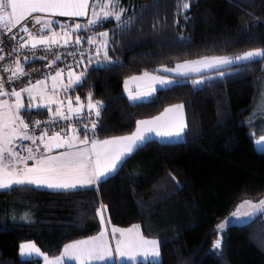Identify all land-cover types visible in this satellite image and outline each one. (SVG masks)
<instances>
[{"label": "trees", "instance_id": "obj_1", "mask_svg": "<svg viewBox=\"0 0 264 264\" xmlns=\"http://www.w3.org/2000/svg\"><path fill=\"white\" fill-rule=\"evenodd\" d=\"M117 6L123 9L119 21L89 26L92 39L108 33L107 57L99 55L106 63L93 64L86 82L70 89L72 97L85 101L90 95L102 104L90 134L102 139L129 135L138 121L183 104L185 138L148 140L91 187L0 189V264H41L39 258H20L22 242L34 241L55 257L67 243L97 235L103 205L111 225H138L145 237L159 241L158 262L132 264H264V215L231 216L244 200H264V151L254 144L264 128L252 134L246 122L264 62H243L202 80L178 78L144 101L131 102L124 92V82L143 71L264 49V0H119ZM52 26L59 28L58 22ZM50 112L24 109L22 116L28 123ZM29 212V222L14 218ZM222 222L226 227L218 231ZM217 239L221 244L214 249Z\"/></svg>", "mask_w": 264, "mask_h": 264}, {"label": "snow or ice", "instance_id": "obj_2", "mask_svg": "<svg viewBox=\"0 0 264 264\" xmlns=\"http://www.w3.org/2000/svg\"><path fill=\"white\" fill-rule=\"evenodd\" d=\"M119 3V0H107L106 3L101 4L99 0L92 5V18L87 21L86 25H81L73 21L72 24L59 25L61 28L67 29L62 38L60 33L52 30L54 21L50 17L44 16H32L33 13H51L53 15L59 14L66 17H82L88 15L89 0H0V32L3 30L11 31L21 23L22 20L32 17L34 25H40L39 32L49 31L50 35H39V32L34 33L27 25H24L20 30L28 33L29 39L22 40L20 47H27L31 45L35 49L38 45L52 47L58 45L61 42L63 45H69L70 43L79 44L81 43V37L77 36L75 41L71 40L73 31H79L82 27L91 26L100 23L104 19L114 17L117 21L121 19L123 9L118 13L114 10L115 4ZM187 3H183L184 9L188 8ZM100 8L97 12L96 9ZM105 9H108L105 11ZM100 36H107V33H100ZM10 39L15 40L16 37L12 36ZM22 39V38H21ZM2 42V41H0ZM89 43H96L95 39L88 40ZM102 46L107 47L106 42L101 41ZM3 51V49H0ZM99 52V49L97 50ZM105 57H107V51H105ZM260 59L264 62V49H254L235 55L233 57L220 56L205 58L203 61H192L184 65H177L175 69H166V71H177L181 69H188L193 71H201L199 67H190L191 65L203 64L204 67L214 68L219 65L233 64L234 62H251ZM4 56L0 55V60H3ZM27 59V57H25ZM60 59L59 56L56 57ZM55 63V61H53ZM4 71H10L11 76L9 80L18 78L19 76L28 75L24 72L23 68L17 61L15 68H5ZM63 70H58L54 76L51 77L53 80V88L55 89V81L61 76ZM223 75V73H220ZM72 73L69 72V83L63 85V87H73L74 85L79 86L85 83V73H81L80 76L72 80ZM144 77H150L148 72L144 73ZM132 79H140L139 77H133ZM151 80H158L160 84L171 83L158 77H150ZM195 83H201V81H195ZM45 84L44 80H37L35 84L16 91L14 88L11 92L4 89V80L0 77V96H14L15 102L9 104L8 100L0 101V189L12 188L14 185H36L46 186L56 189H76L78 187H86L98 184L105 176L115 171L118 164L122 162L123 158L132 153L136 148L145 142L147 137L143 134L140 127L128 136L116 137L113 139L97 141L93 139L90 147L77 148L76 151H66L60 153L58 156H47L39 155L38 141L45 142L47 132H43L40 136L29 135L28 129L29 124L26 123L23 117L20 116V110L25 108L22 103V92H27L30 99H34L33 93L36 92L38 95L43 97L42 86ZM155 91V89H152ZM151 93L139 94L138 96H132V99L140 98V95H150ZM131 96V93H129ZM89 103L87 107L89 109L97 108L102 106L100 102L97 104L91 103V97L88 96ZM79 101V97H77ZM58 101H49L48 103ZM29 108H45L47 109V103L42 105H33L30 103ZM83 105H81V108ZM183 109V105L177 104L165 109L161 116L153 118L149 121H140L139 125H156V128L148 127L146 131H155L157 135L163 137L179 136L186 126L181 119L179 124H174L172 121L165 120L164 117L169 113L177 112ZM68 110L70 112L75 111L80 113L81 109H72L71 101H69ZM61 118L69 119L64 117L63 111H59L54 114ZM96 115L99 116V111H96ZM40 122L36 121L35 125L39 126ZM92 130L96 128V124L91 125ZM85 132L88 130L87 125H83ZM73 129V132H76ZM18 139L28 140L32 142L34 147L23 148L27 155L21 157L19 151L14 147V142ZM48 140L56 141V148L67 147L69 149L74 148L76 143L80 145H89L87 137L80 140L78 136H71L68 139H62L61 133L56 132L52 137H48ZM257 143H260L257 141ZM44 147L48 152H51L52 145L45 142ZM28 160H34L35 165L32 167L27 166ZM17 164H24L25 166L21 169L17 168ZM248 206L250 211L241 212L240 209ZM107 206L103 205L99 210V219L104 222V212H106ZM264 215V200L259 202H253L250 200H244L240 205L237 206L236 211L231 213L233 218H239L241 216H257ZM110 223V218L109 221ZM231 223V221H227ZM226 227V223L222 222L217 226L218 231H222ZM113 234L120 232L121 235L126 236L124 240H120L116 244L115 251L121 258L128 257L132 258L130 253L137 249H144L145 246H150V250H145L140 255L147 257L149 255L158 257L159 256V241L148 240L143 237L139 232V226L133 225L129 229L121 230L117 228L112 229ZM135 233V235H132ZM105 232H101L99 236L92 237L90 240L77 241L68 244L64 247L62 256L56 257L49 260L45 257L47 264H61L62 259H78L80 264H89V262L96 261H107L108 259H114L113 251L111 246L104 240ZM221 241L217 239L213 248L218 249ZM20 254L22 256L32 255H43L40 249L36 247L34 242H25L20 245Z\"/></svg>", "mask_w": 264, "mask_h": 264}, {"label": "rangeland", "instance_id": "obj_3", "mask_svg": "<svg viewBox=\"0 0 264 264\" xmlns=\"http://www.w3.org/2000/svg\"><path fill=\"white\" fill-rule=\"evenodd\" d=\"M99 2L101 4H103V3H106L107 0H99ZM94 3H96V0H89L88 15H85V16H82V17H66V16H61L59 14L53 15L51 13H33L32 16L50 17L54 21V23L58 22L59 25L72 24L73 21L75 23H79L81 25H84L86 23L85 20L88 21L89 19L92 18V5ZM117 4H115L114 10L119 13L120 10H118ZM107 10L108 9H105V11H107ZM96 11L99 12L100 8L98 7L96 9ZM110 18L115 19L114 17H109L108 19H110ZM104 20H107V19H104ZM102 22H103V20H102ZM52 30L57 32V33H60L62 38H67L66 36H63V33L67 29L61 28V27H59L57 29H54V27L52 26ZM80 30L81 31L84 30V27H82ZM103 33H106V32H103ZM42 34L43 35H50L51 33L49 31L48 32L44 31V32L41 33V35ZM80 36H82V35H80ZM71 37H73V35ZM74 37H75V35H74ZM90 39H92V38H90ZM96 41H97L96 44L98 46L97 50L99 49L98 55H100V52H101L102 53L101 57L103 58V56L105 54V47L102 46L101 41L106 42V45H107V43H108V33H107V36H100V39L96 40ZM255 49H262V48H255ZM250 50H254V49H250ZM247 51H249V50H247ZM244 52H246V51H244ZM239 54H241V53H239ZM235 55H238V54H235ZM235 55H228L227 57H233ZM212 57H220V56H212ZM102 58H100L101 59V63H99V64H105L106 63ZM206 58H211V57H206ZM204 59L205 58L186 60V61H183L181 63H177L174 66H163L160 69H158V71H156V73L154 71H149V72L146 71V72H148L150 74V77L154 76V77H158L160 79L171 81V83H167V84H160L158 82V80H151L150 77H144V73L145 72L137 74V75H133V76L129 77L125 81V94L128 96L127 98L131 102L144 101V100H147L149 97H151L157 91V88L168 87V86L172 85L173 83H175L176 79H178V78L193 76V77H195L198 80H202V79H204L206 77H213L215 75H219L227 67L243 63V62H234L233 64L219 65V66L214 67V68L204 67L203 64L191 65L190 66V67H199L201 69V71H199V72L198 71H193V70H188V69H181L179 72H177V71H166V69H175L177 65H184V64H186L188 62H192V61H203ZM79 73L81 74V72H79ZM79 73L78 74L75 73L72 76V80L73 81H75V78L77 76H80ZM133 77H139L140 79H135L134 80V79H132ZM53 83L54 82H53L52 79L45 81V84L41 88V90L43 91V97H41L36 92H34L33 93L34 99H30L29 94L27 92H22L21 93V97H22V103L25 105L24 109H38L36 107L29 108L28 105L30 103H32L33 105H42V104L47 103V105H48L47 109H49L50 111H52L54 108H56L59 111L66 112L69 115H71V114H74L76 112L75 111L70 112L68 110L69 101H71L72 109H78L79 108V109H81L80 112H82V110H83V108L85 106V102L89 103L88 99L84 101V100H82L80 98L79 95H76V96L72 97L71 94H70V89L72 87H68V88L63 87V85H67L69 83V78L68 79H62V78L58 77L57 80L55 81V85H56L55 89L53 88ZM153 88L155 89V91L151 90ZM129 93H131V96L129 95ZM145 93H151V94L150 95H140V98H138V99H132L131 98L132 96H138L139 94H145ZM77 97H79V101H77ZM15 99L16 98L14 96H0V101L8 100L9 104L14 103ZM49 101H58L59 103H56V102L48 103ZM91 103L92 104H97V102H93V101H91ZM81 105H83L82 108H81ZM181 105H183V104H181ZM99 107H98V109H99ZM41 108H43V107H41ZM24 109L20 110V116L21 117H23L22 116V111ZM98 109L97 108L91 109L93 111V113L95 114L96 118H97L96 111ZM161 115H159V116H161ZM164 119L172 121L174 124H179L181 122V119H182V122L186 126L184 127L183 132L179 136L163 137V136L157 135L155 131H153V132L146 131V129L148 127L156 128V125H145V126L139 125V127L143 131V134L147 137L145 142H147L148 140H151V139H156V140L161 141V142H176V141H181V140H183L185 138V134L184 133H185V130L187 128V119H186L184 106H183V109L180 110L179 113H177V112L169 113L167 116L164 117ZM149 120H153V118L145 119V121H149ZM246 122L249 125L252 134H255V129L257 127L261 126V127L264 128V78L259 82V94H258L257 99L255 101L254 109H253L252 113L249 115V117L246 119ZM67 133L70 136V134L76 133V132H73L72 130H70L69 132L61 133V138L64 139V137H65V138L68 139L69 136L67 135ZM54 134H52V135H54ZM90 135L91 134L89 133L88 136H90ZM48 137H51V135H48L45 138V142L51 144V140H48ZM83 139H85V138H83ZM91 139L92 140L95 139L97 141L108 140V139H100V138H97L95 136H92ZM21 140L22 139H18L17 141H15L13 146L17 148V146H18V144H19V142ZM257 141H259L260 143H257ZM45 142H42V143L44 144ZM52 142L56 143V141H52ZM143 144H141V145H143ZM254 144H255V147H256V149L258 151H262L263 152L264 151V134H262L260 136H257V137L255 136L254 137ZM57 149H60V148H57ZM21 166H25V165H21ZM37 187L52 189V188L46 187V186H37ZM240 211L243 213V212H246V211H250V209L246 205L244 208H241ZM98 215H99V211H98ZM14 218L17 221L29 222V221L32 220L33 214H32V212H29V213H26V214H23V215H21L19 217H14ZM239 219L244 220V219H246V216H241V217L237 218V220H239ZM108 221L109 220H108V218H107V216H106V214L104 212V222L103 223L101 222L102 223L101 232H105L104 240L107 241V243L111 246L112 251H113L114 259H108L107 261H96V260H93V261L89 262V264H111V263H117V264L130 263V264H132V263H136L138 261L156 262V261L160 260V245H159V248H158V250H159V256L158 257H154V256H151V255H149L147 257H144V256L140 255L141 252H143L145 250H150V246H145L144 249H137V250L132 251L130 253V255L132 256L131 259H129L128 257L121 258L119 256V254L115 251L116 244H117L118 241L124 240L127 237L121 235L120 232H116L115 234H113L112 229L113 228H117V229L125 230V229L131 228L132 226L131 227H127V228L115 227V226L111 225V223H109ZM139 232L142 234V231H141L140 227H139ZM99 235H100V233L97 236H99ZM132 235H135V233H133ZM97 236H94V237H97ZM143 237L145 239H148V240H156V241H158L157 239L148 238V237H145L144 235H143ZM91 238L92 237L83 238V239L76 240L74 242L90 240ZM26 242H34V241H26ZM23 243H25V242H22V244ZM35 245H36V247H38L40 249V252L43 254V255H40V256L44 257V264H47V262L45 260V257H47L49 260H51V259H54L56 257L62 256V255L59 254L56 257H49L48 255H46L45 252L42 251V249L36 243H35ZM33 256L34 257H40V256H36V255H32V256H22L21 255L22 258H26V259L27 258H31ZM69 261H71V262H69ZM61 264H80V261L78 259L65 258V259H62Z\"/></svg>", "mask_w": 264, "mask_h": 264}, {"label": "built area", "instance_id": "obj_4", "mask_svg": "<svg viewBox=\"0 0 264 264\" xmlns=\"http://www.w3.org/2000/svg\"><path fill=\"white\" fill-rule=\"evenodd\" d=\"M85 22L84 25L87 24V20H85ZM24 25H27L34 33L39 32L40 25H34L32 17L22 20L21 23L15 28H12L10 32L7 30L0 32V41H2L0 42V49H3V51H0V55L4 56V59L0 60V77L3 78L4 89L8 92H11L13 88L19 91L30 86V84H35L37 80H51V77L54 76L58 70H63L60 76L62 79H68L69 72L74 75L78 69H81V73H85L86 77L93 64L101 63V59L98 55L99 52H97V44L88 42V40L92 38L89 33V26L84 27L85 32L82 36L76 35L75 37L73 36L74 38L71 37L72 41H75L77 36L81 37L82 42L79 44L70 43L69 45H63L61 42L50 48L38 45L33 49L31 45L20 47L22 40L29 39L28 33L20 30ZM41 33L42 32H39V35H41ZM12 36H15L16 39H10ZM57 56L60 57L59 60L56 59ZM25 57H27V59H25ZM17 61L28 75L9 80L8 77L11 76V72L4 71V69L8 67L14 69ZM53 61H55V63H53ZM35 63L37 64L30 66ZM87 105L88 103L85 102V106L79 114L74 113L69 115L63 112L64 117H69V119L61 118L58 115L54 116L58 110L52 113L50 112V115L46 118H34L28 122V134L38 137L43 132H47L48 136L56 132L66 133L76 129V132L88 135L91 130V125L97 118ZM36 121L40 122L39 126L35 125ZM83 125L88 126L87 132L84 131ZM26 147L34 146L31 141L21 140L17 146V150L21 157L27 155L26 151L23 150V148ZM27 164L33 165L34 160H28Z\"/></svg>", "mask_w": 264, "mask_h": 264}, {"label": "crops", "instance_id": "obj_5", "mask_svg": "<svg viewBox=\"0 0 264 264\" xmlns=\"http://www.w3.org/2000/svg\"><path fill=\"white\" fill-rule=\"evenodd\" d=\"M48 32V31H47ZM103 33V32H102ZM43 35V34H42ZM143 72H146V71H143ZM142 72V73H143ZM149 72V71H148ZM155 73H156V71H154ZM154 89V88H153ZM158 89H160V88H157V90ZM152 90V89H151ZM124 92H125V82H124ZM127 96V95H126ZM128 97V96H127ZM173 106V105H172ZM169 107H171V106H169ZM169 107H167V108H169ZM166 108V109H167ZM55 110H57L56 108H54L52 111H51V113L53 112V111H55ZM165 110H163L159 115H161L163 112H164ZM159 115H157V116H159ZM157 116H155V117H157ZM154 118V117H153ZM150 119V118H149ZM140 121H145V119H143V120H140ZM140 121H138V124H137V127H136V130H137V128L139 127V122ZM135 130V131H136ZM134 131V132H135ZM133 132V133H134ZM132 133V134H133ZM67 135H68V133H67ZM78 136L79 137V139L80 140H82L83 138H85V137H87V139L89 140V145H87V146H85V145H80V144H78V143H76V146L74 147V148H71V149H69V148H67V147H64V148H60V149H57L56 147H55V143H53L52 141H51V145H52V150H51V152H48L47 150H46V148L44 147V144L42 143V142H38V145H39V152H37L36 153V155L37 156H39V155H41V154H43V155H47V156H58L60 153H62V152H66V151H76L77 150V148H82V147H90V144H91V141H92V136L93 135H90V136H88V135H85V134H81V133H78V132H76V133H72V134H70V136L69 137H71V136ZM129 135H131V134H129ZM53 135L51 134V137H52ZM125 136H128V135H125ZM117 137H122V136H117ZM113 138H116V137H111V138H103V139H113ZM63 139V138H62ZM64 139H67V138H65L64 137ZM100 139H102V138H100ZM141 146V145H140ZM139 146V147H140ZM137 149V148H136ZM135 149V150H136ZM134 150V151H135ZM133 151V152H134ZM132 152V153H133ZM131 154V153H130ZM130 154H128V155H126L124 158H123V160L127 157V156H129ZM122 160V161H123ZM35 162V161H34ZM122 162H120L119 164H118V166H117V168H116V170L118 169V167L120 166V164H121ZM21 165H24V164H17V168L18 169H21V168H23L24 166H21ZM28 165V164H27ZM35 165V163L33 164V165H28L29 167H32V166H34ZM115 170V171H116ZM115 171H113V172H111L109 175H107V176H105L103 179H105V178H107V177H109L110 175H112ZM102 179V180H103ZM95 185H97V184H95ZM14 186H16V185H14ZM32 186H34V187H36V188H39V187H37L36 185H32ZM92 186H94V185H92ZM86 187H91V186H86ZM86 187H82V188H86ZM9 189V188H8ZM40 189H46V190H51V191H61V190H65V189H56V188H52V189H48V188H40ZM76 189H81V187H78V188H76ZM68 190H75V189H68ZM101 233V232H100ZM99 234V233H98ZM97 234V235H98ZM97 235H94V236H97ZM94 236H91V237H94ZM90 238V237H89ZM74 242V241H73ZM73 242H70V243H67L66 245H68V244H71V243H73ZM22 244V243H21ZM20 244V245H21ZM65 245V246H66ZM64 246V247H65ZM64 247H63V249H62V251H61V253H60V255H62V253H63V250H64ZM47 255V254H46ZM19 256H20V258L21 259H26V258H22L21 257V255H20V246H19ZM37 256V255H36ZM50 257V256H49ZM56 257V256H55ZM32 258V257H31ZM33 258H39V259H41V264H44V257H34L33 256ZM159 261V260H158ZM158 261H156V262H158ZM69 262H71V261H69Z\"/></svg>", "mask_w": 264, "mask_h": 264}, {"label": "water", "instance_id": "obj_6", "mask_svg": "<svg viewBox=\"0 0 264 264\" xmlns=\"http://www.w3.org/2000/svg\"><path fill=\"white\" fill-rule=\"evenodd\" d=\"M249 218V216H246V219Z\"/></svg>", "mask_w": 264, "mask_h": 264}]
</instances>
